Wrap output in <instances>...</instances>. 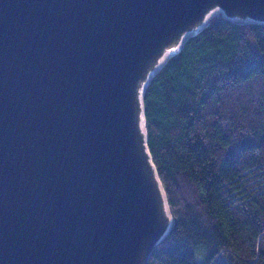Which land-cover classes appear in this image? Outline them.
Segmentation results:
<instances>
[{"label":"water","instance_id":"water-1","mask_svg":"<svg viewBox=\"0 0 264 264\" xmlns=\"http://www.w3.org/2000/svg\"><path fill=\"white\" fill-rule=\"evenodd\" d=\"M218 16L264 0H0V264H147L173 217L145 92Z\"/></svg>","mask_w":264,"mask_h":264},{"label":"trees","instance_id":"trees-1","mask_svg":"<svg viewBox=\"0 0 264 264\" xmlns=\"http://www.w3.org/2000/svg\"><path fill=\"white\" fill-rule=\"evenodd\" d=\"M144 106L173 217L147 264H264V23L214 17Z\"/></svg>","mask_w":264,"mask_h":264}]
</instances>
